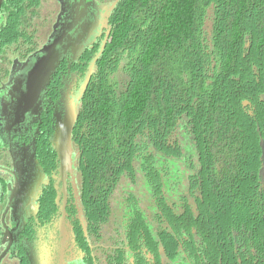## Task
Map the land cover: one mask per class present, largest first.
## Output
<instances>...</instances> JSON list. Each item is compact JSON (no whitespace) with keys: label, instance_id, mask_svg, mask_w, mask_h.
Here are the masks:
<instances>
[{"label":"trees","instance_id":"trees-1","mask_svg":"<svg viewBox=\"0 0 264 264\" xmlns=\"http://www.w3.org/2000/svg\"><path fill=\"white\" fill-rule=\"evenodd\" d=\"M42 7L3 1L0 74ZM110 24L72 134L96 264H264V0H118Z\"/></svg>","mask_w":264,"mask_h":264},{"label":"flooded vegetation","instance_id":"flooded-vegetation-1","mask_svg":"<svg viewBox=\"0 0 264 264\" xmlns=\"http://www.w3.org/2000/svg\"><path fill=\"white\" fill-rule=\"evenodd\" d=\"M115 1L68 0L73 14L66 10L58 27L60 36L65 35L57 46L59 64L37 103L31 106L32 99L25 100L20 108L19 94L13 90L7 95L11 103L4 102L6 115L22 124L24 132L11 145L0 144V264H96L76 160L73 171H63L54 138L59 116L73 103L79 109L91 64L109 41ZM61 11L59 2L55 24ZM53 32L54 27L42 47ZM32 55L18 59L23 63L31 58L25 71L33 63ZM15 60L0 74V97L14 87L7 84ZM187 251L179 259L162 245L156 252L142 249L145 264H198L201 252ZM130 262L136 264L134 257Z\"/></svg>","mask_w":264,"mask_h":264},{"label":"water","instance_id":"water-1","mask_svg":"<svg viewBox=\"0 0 264 264\" xmlns=\"http://www.w3.org/2000/svg\"><path fill=\"white\" fill-rule=\"evenodd\" d=\"M3 1L4 0H0V13ZM67 1L68 0H60V2H62V11L59 14L57 23L54 26V32L50 36L49 42L44 45L39 52L31 56L34 60L30 69H28V71L24 70L31 58H29L23 63L20 62L18 59L15 60V63L12 67L9 82L7 84L8 86L14 84V87H11V92H6L0 97V144L7 143L11 145V142L13 141L15 136L21 135V133L24 132L23 128L21 127L22 124L14 123L13 119L7 117L6 115L4 102L7 97L11 96L12 91L14 90L15 93L19 94L16 100H18L17 104L20 108H22L21 105L26 104L24 103L25 100L29 99H32L31 106H33L37 103L42 90L49 84L52 74L59 64L60 54L57 49V46L60 44V42L62 43V38L65 35H63V37L60 36V31H58V27L60 24V20L62 19V16L66 12V10L69 11L68 13L73 14V7H67ZM117 1L111 4V9L115 7ZM72 21H74V19ZM96 60L97 58L91 64L89 74L87 76L85 86L82 91V95L87 88V85L94 70ZM80 98H82V96L79 97V99ZM6 102L7 104H10L11 100H6ZM243 104L246 107L249 106L251 103L249 101H244ZM24 110L22 111V113H24L25 115L28 109L26 110V108H24ZM250 114H253L252 111H250ZM77 117L78 107L76 103H73L70 107L66 108L65 115L63 117L59 116L58 118L54 144L58 152L61 169L63 171H73L74 168V162L77 154L75 153L73 148L72 134L77 121ZM262 145L264 148V142H262ZM17 184H19V181H17Z\"/></svg>","mask_w":264,"mask_h":264},{"label":"rangeland","instance_id":"rangeland-1","mask_svg":"<svg viewBox=\"0 0 264 264\" xmlns=\"http://www.w3.org/2000/svg\"><path fill=\"white\" fill-rule=\"evenodd\" d=\"M59 2L60 0H43L42 13L45 18V26H43L39 32L42 42H46L54 27ZM250 111L253 113L251 108Z\"/></svg>","mask_w":264,"mask_h":264}]
</instances>
